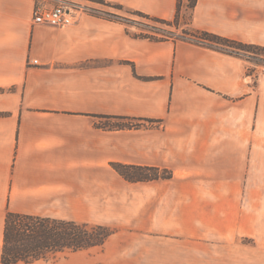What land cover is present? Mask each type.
Listing matches in <instances>:
<instances>
[{
    "label": "crops",
    "instance_id": "0c3cea01",
    "mask_svg": "<svg viewBox=\"0 0 264 264\" xmlns=\"http://www.w3.org/2000/svg\"><path fill=\"white\" fill-rule=\"evenodd\" d=\"M57 1L0 0V255L7 211L105 225L89 212L109 207L113 187L161 180L128 181L115 162L175 174L209 156L211 179L234 180V115L255 106L245 60L98 10L66 28L33 23L38 3ZM103 1L166 20L178 2ZM185 7L190 30L264 45V0H197L189 19ZM113 254L103 264H264V250Z\"/></svg>",
    "mask_w": 264,
    "mask_h": 264
},
{
    "label": "rangeland",
    "instance_id": "374dc122",
    "mask_svg": "<svg viewBox=\"0 0 264 264\" xmlns=\"http://www.w3.org/2000/svg\"><path fill=\"white\" fill-rule=\"evenodd\" d=\"M73 3L89 11L129 19L127 24L139 34L194 41L201 37H194V30L179 21L175 25V17L168 24L139 17L110 3L94 0ZM187 3L185 0V15L189 19L191 9ZM239 58L246 61L248 78L244 79L252 87L255 106L248 113L239 107L240 113L234 115V180L211 179L215 164L206 156L199 163L190 164L187 171L173 174L170 169H159L162 177L158 182L126 183L125 187L119 183L113 187L117 189L112 191L107 209L89 212L94 215L92 222L116 229L103 247L67 251L34 264H103L119 251L264 250V78H261L264 64ZM105 122L119 126L129 121ZM167 174L174 178L163 180ZM225 184L234 189V194L221 192Z\"/></svg>",
    "mask_w": 264,
    "mask_h": 264
},
{
    "label": "trees",
    "instance_id": "16d2710c",
    "mask_svg": "<svg viewBox=\"0 0 264 264\" xmlns=\"http://www.w3.org/2000/svg\"><path fill=\"white\" fill-rule=\"evenodd\" d=\"M94 1L106 3L103 0ZM187 2V7L192 10L197 0H187ZM182 4L183 0H178L174 18L175 25L176 21H178V14ZM114 6L119 9L122 8L120 5ZM130 12L152 21L173 23L139 11ZM112 15L125 23L130 22L129 19H122L119 16ZM194 33H196L193 34L194 37H201L199 41L192 40L193 42L264 64V45L246 43L202 30H194ZM222 46H227L230 49ZM112 167L124 179L132 182L149 181L162 177L159 175L158 167L118 162L112 163ZM149 171L154 172L150 173ZM163 177L170 178L171 175L167 174ZM115 231L116 229L107 225L7 211L3 228L0 264H34L38 260L47 259L67 251L100 247Z\"/></svg>",
    "mask_w": 264,
    "mask_h": 264
},
{
    "label": "built area",
    "instance_id": "2783aa9c",
    "mask_svg": "<svg viewBox=\"0 0 264 264\" xmlns=\"http://www.w3.org/2000/svg\"><path fill=\"white\" fill-rule=\"evenodd\" d=\"M84 11H89L68 0H58L55 4L47 6L38 3L33 10L32 21L35 24H46L59 28H66L77 20V16ZM31 63L37 64L36 59Z\"/></svg>",
    "mask_w": 264,
    "mask_h": 264
}]
</instances>
